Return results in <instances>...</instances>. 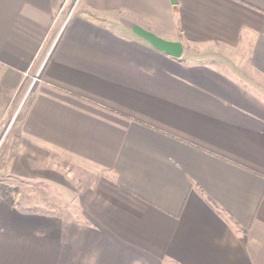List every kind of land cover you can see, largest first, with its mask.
I'll return each instance as SVG.
<instances>
[{
  "label": "crops",
  "instance_id": "1",
  "mask_svg": "<svg viewBox=\"0 0 264 264\" xmlns=\"http://www.w3.org/2000/svg\"><path fill=\"white\" fill-rule=\"evenodd\" d=\"M58 2L0 0V264H264V0Z\"/></svg>",
  "mask_w": 264,
  "mask_h": 264
},
{
  "label": "rangeland",
  "instance_id": "2",
  "mask_svg": "<svg viewBox=\"0 0 264 264\" xmlns=\"http://www.w3.org/2000/svg\"><path fill=\"white\" fill-rule=\"evenodd\" d=\"M77 2H78V0H59L58 5H57V6H59L58 7V14L60 15L59 18L65 19L64 17L67 18L69 15H72V13L75 9V6H76L75 4H77ZM18 113H19V111L17 110V112L14 114V116L12 118V122L15 121ZM12 122L7 121L6 123H4L5 125L3 126L2 130H0V155H3L2 154L3 151L1 150V148H2L3 143L5 142L6 137L8 136V135H3V134L7 131V129L9 127H11V125H13ZM9 135H11V134L9 133ZM2 179H3V177H2ZM0 180H1V177H0ZM1 181H4V180H1ZM5 181H6V179H5ZM4 183L7 184L8 186H10V184L7 181ZM10 188L12 189V194H13L14 188H12V186H10ZM35 190H37L40 195L43 194L44 191H46L42 187H35ZM68 195H70L72 197V196H74V192L69 190Z\"/></svg>",
  "mask_w": 264,
  "mask_h": 264
},
{
  "label": "water",
  "instance_id": "3",
  "mask_svg": "<svg viewBox=\"0 0 264 264\" xmlns=\"http://www.w3.org/2000/svg\"><path fill=\"white\" fill-rule=\"evenodd\" d=\"M141 35H143L144 37H146L148 39V41H151V43H153L155 46L166 50L169 53H173V54H180V44L177 42H173V41H168V40H164L161 37L156 36L155 34L149 32V31H145V30H140ZM163 39V40H162Z\"/></svg>",
  "mask_w": 264,
  "mask_h": 264
},
{
  "label": "trees",
  "instance_id": "4",
  "mask_svg": "<svg viewBox=\"0 0 264 264\" xmlns=\"http://www.w3.org/2000/svg\"><path fill=\"white\" fill-rule=\"evenodd\" d=\"M1 180L2 179V176ZM0 180V194L4 197V201H6L9 204H13L14 203V199L12 197V189L10 188V186H8L7 184H5V181H1Z\"/></svg>",
  "mask_w": 264,
  "mask_h": 264
}]
</instances>
